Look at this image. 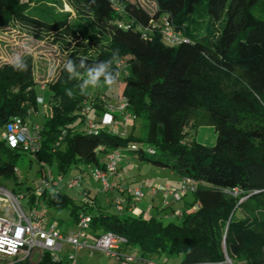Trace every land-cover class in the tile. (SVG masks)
Segmentation results:
<instances>
[{"label": "trees", "instance_id": "1", "mask_svg": "<svg viewBox=\"0 0 264 264\" xmlns=\"http://www.w3.org/2000/svg\"><path fill=\"white\" fill-rule=\"evenodd\" d=\"M52 1L0 0V30H11L16 38L24 32L38 41L53 35L73 42L41 94L31 55L20 54L26 72L0 63V181L21 185L14 168L24 154L5 145V124L44 107L40 151L31 156L40 170L83 173L79 166L103 168L99 156L125 151L195 187L186 192L192 203L177 214L179 224L134 216L126 212L128 199L123 212L112 213L85 191L81 195L89 202L76 204L57 189L35 195L26 187L28 207L37 209L41 202L47 209H67L75 225L80 214L87 215L90 240L107 232L120 235L143 257L180 256V264H264V0ZM162 19L179 33L178 44L162 39ZM116 50V90L127 101L129 130L87 131V117L104 111V101L81 95L80 81L69 79L63 64L69 58L77 67L79 58L88 64L106 61ZM65 89L74 95L69 98ZM85 102L91 105L88 116L82 113ZM134 121H140L138 135ZM190 123L210 126L214 145L186 143ZM50 259L44 253L37 264L64 263Z\"/></svg>", "mask_w": 264, "mask_h": 264}, {"label": "built area", "instance_id": "2", "mask_svg": "<svg viewBox=\"0 0 264 264\" xmlns=\"http://www.w3.org/2000/svg\"><path fill=\"white\" fill-rule=\"evenodd\" d=\"M160 25L162 27V39L170 45L178 44L180 41L179 33L173 31L166 19H162ZM40 89H43V87ZM90 107L91 105L85 102L82 113L88 116L91 113ZM126 107L127 101L123 97H118L117 105L115 107L108 106L98 121L87 117L85 130L91 132L108 130L121 135L124 134L126 129L124 125L128 123V114L125 112ZM116 115L124 121L121 131L117 130L115 124L114 117ZM40 132L41 129L38 125L30 126L26 120L13 118L5 124L1 137L9 149L34 156L40 151ZM133 149L134 147H130V150ZM120 155L118 152L107 154L104 167L92 166L89 170V176L94 182L99 183L103 193L115 190L126 194L130 201L140 200L143 198L141 187H125L120 184L112 185L108 183L109 175L116 173V162L120 159ZM44 167L46 171L42 175L41 185L34 190L35 195H39L43 190L57 189L60 191L57 183L62 181L63 176L57 174V178L53 179L51 173L47 170L49 168ZM14 173L18 176L16 168H14ZM82 183L83 173L78 172L64 182V187L81 190ZM194 187L195 183L190 179H181L177 189L167 185H151L148 192L150 197L161 193L166 197H171L174 201H179L181 194L193 191ZM235 193L234 191V195ZM25 198L22 193H14L0 186V205H5L12 215V218L0 215V264H15L19 261L37 264L44 253L50 255L52 262H57L60 260L59 255L62 253L63 246L68 247L70 251L66 264H76L75 254L83 249L91 253H101L115 260L122 259L130 264H135L133 258L119 255L120 248L127 245V240L124 237L107 232L96 239L90 240L86 232L90 218L82 214L78 216L76 232L70 235H62L56 221L48 222L37 209L23 207L20 201ZM84 202H89V200L87 199ZM124 203L125 201L116 200L115 210L123 212ZM133 209V206L129 203L126 212L133 213ZM34 256L37 257V261H34ZM147 264L160 263L148 261Z\"/></svg>", "mask_w": 264, "mask_h": 264}, {"label": "rangeland", "instance_id": "3", "mask_svg": "<svg viewBox=\"0 0 264 264\" xmlns=\"http://www.w3.org/2000/svg\"><path fill=\"white\" fill-rule=\"evenodd\" d=\"M141 3L146 4L145 0H140ZM49 5H54L52 0H44ZM143 4V5H144ZM148 4L149 9H153L152 4ZM30 6H33L30 3ZM57 8V7H56ZM64 12H70V9L67 6L63 7ZM19 31V30H18ZM20 32V31H19ZM23 35L18 36L17 38L16 33H12L11 30H0V63L4 62H11L12 58L16 54L21 53H28L31 55L33 59V69H34V78L38 85V92L43 90H40L41 87L44 89V85L46 82L51 81L54 77H56L58 69L62 65L63 61L66 58V52L69 50V48L73 47V42L68 37H59V36H50L45 37L43 41H38L31 36H29L27 33L20 32ZM10 41V42H8ZM27 46V47H26ZM49 63H53L56 65L57 71L55 76L50 77L48 75V65ZM120 81V80H118ZM118 83L113 85L111 88L102 86L95 89L89 88L87 90V94L89 96V99L92 101H98L102 99L104 109L107 110L108 106L115 107L118 103V95L116 88ZM104 110V111H105ZM44 107L41 108L37 113L32 114L26 119V122L30 126H41L44 123ZM104 111L99 112L98 115H96L95 121H98L100 119L101 114L104 113ZM120 118V116L116 115L114 117ZM129 122V121H128ZM135 124V134H140V121H134ZM116 125L122 126L124 124V121L120 120L115 123ZM126 130H129V125H124ZM118 131L122 130V127H119L117 129ZM185 142L190 143L192 141L205 146V147H211L215 143V133L213 129L210 126H199V127H193V123H190L185 128ZM120 154H126L125 151L120 152ZM123 157V156H122ZM127 157V154L126 156ZM101 156H99V159ZM96 160V158H94ZM130 161V162H129ZM103 160H100V164H102ZM92 165H90L91 167ZM15 168L18 172V182L21 183L19 186H13L9 182H1L0 186L4 187L8 191H13L15 193H22L24 194V190L26 187H29L31 190H36L40 185L42 181V175L44 174L45 167H43L40 170L39 164L35 161V159L27 154H21L18 161L15 162ZM116 169L122 173V171L130 172L131 176L134 177V182L139 183L141 181H145L147 183V186L151 184H168V183H175L178 180V177L173 175L170 171L167 169H159L155 168L150 164H147L145 162L138 161L136 159H127V161H117L116 162ZM53 179L57 178V172L54 167H51L47 169ZM78 173V169L72 168L66 175L62 177V181L58 182V188L60 192L68 197H70L76 204H81L85 200H87L84 196L80 194L81 190L78 189H67L64 187V182L73 177L75 174ZM112 179H108V183H111ZM96 183V182H95ZM174 185H179L178 183ZM142 188L143 192V198L140 200L133 201L134 206L138 209H141L145 206V203L147 201V189L146 187L138 186ZM82 189V188H81ZM112 193V194H111ZM112 195L114 196V199L112 202H110ZM96 196L98 203L103 208H108L109 211L112 213H115L114 204L115 201H126L128 197L126 194L119 193L118 191H112L109 194L103 193L101 190V187L99 186L98 182L96 183V186L93 187L90 197ZM183 202H185V207L189 208L192 203V195L191 193H184L182 195ZM27 198L20 201V204L27 208ZM178 202H173L172 209L173 211L177 212L178 207L181 205L177 204ZM125 204V203H124ZM123 204V205H124ZM132 204V201H131ZM161 204L159 203L157 207H160ZM182 207V206H181ZM37 211L44 216L45 220L48 222L56 221L58 223L59 230L62 235L66 234H72L75 233L77 230V227L75 224L72 223V220L69 216V212L67 209L55 211L52 209H47L43 206V204L40 202ZM160 213V214H159ZM156 217L157 219H160L163 224H166L168 222L179 224L181 222L182 217H170L169 216V210L168 208H163L162 211H160ZM0 215L6 217V218H12V215L9 211V209L5 205H0ZM149 216L142 215V218H148ZM69 248L66 246H63L62 253L59 255L60 259L64 260L63 264H66L67 257L69 255ZM120 256L135 258L137 260H140L141 258L140 253L137 251L136 247H131L129 245H125L124 247H121L119 250ZM76 257V264H118L117 260L113 258H109L107 256H104L101 253H91L86 249L80 250L75 254ZM150 261L155 263H162L166 259L167 264H171L173 260H178L180 256H166V255H150L147 256ZM34 261H37V257L34 256ZM148 262V261H147ZM121 264H127L125 262H121Z\"/></svg>", "mask_w": 264, "mask_h": 264}, {"label": "clouds", "instance_id": "4", "mask_svg": "<svg viewBox=\"0 0 264 264\" xmlns=\"http://www.w3.org/2000/svg\"><path fill=\"white\" fill-rule=\"evenodd\" d=\"M92 2L94 3L95 0H92ZM113 64L117 65L116 69H113ZM118 65L119 53L118 50H116L113 52L111 59L106 61H98L88 64L85 58H79L78 67L77 62L69 58L63 64V70L68 73L69 79L80 81L78 84L80 94L86 95L89 88L95 89L102 86L111 88L115 85L120 77ZM11 67L14 71L18 72H26L28 70V64L25 58L19 54L13 56L11 60ZM47 71L50 77L55 76L57 71L56 65L49 63ZM65 94L69 98L74 95L72 89H65ZM38 102H42V98L38 97Z\"/></svg>", "mask_w": 264, "mask_h": 264}, {"label": "crops", "instance_id": "5", "mask_svg": "<svg viewBox=\"0 0 264 264\" xmlns=\"http://www.w3.org/2000/svg\"><path fill=\"white\" fill-rule=\"evenodd\" d=\"M120 121V120H119ZM119 127H121L120 125H117V129L119 128ZM126 154H127V157H124V156H126ZM126 154H121L120 155V159H119V161H127V159H133V157L130 155V154H128V153H126ZM123 156V157H122ZM100 160H103V162H102V165H104L105 164V162H106V160H105V157H101L100 159H99V163H100ZM130 162V161H129ZM81 169H84V172H83V183H82V189H81V191H85V193H88L89 195L91 194V191H92V189H93V187H95L96 186V183L90 178V176H89V170L92 168V167H90V166H86V167H83V166H79ZM79 173H80V171H79ZM134 177H132L131 176V174H130V172H126V171H122V173L120 172V171H118L117 169H116V173L115 174H111V175H109V177H108V179L110 180V179H112L111 180V183H112V185H116V184H120V185H123V186H125V187H138L139 185L140 186H142L143 185V187H146V189H147V201H146V203H145V206L144 207H142L141 209H138L137 207H135L134 205H133V213H131L132 215H134V216H139L140 215V213H142L141 215H146V216H157L158 215V213L160 212V211H162V209L163 208H168V210H169V216L170 217H174V216H176L177 217V214L179 213V212H182L183 210H185L186 209V207H185V202H183V198H182V196H181V200L180 201H177L178 203V205H181V206H179L178 207V211L177 212H175V211H173V209H172V204H173V202H176V201H174L171 197H169V196H164L163 194H161V193H158L157 195H155L153 198L152 197H150L149 196V192H148V186H147V183L145 182V181H141V182H139V183H135L134 182V179H133ZM176 184L178 183H180V179L178 178V180L175 182ZM174 183V184H175ZM99 184V183H98ZM173 183H168V184H164V185H167V186H169V187H171V188H173V189H177L178 187H179V185L177 186V185H174ZM151 185H156V184H151ZM151 185H149V187L151 186ZM157 185H161V184H157ZM100 186V185H99ZM110 193V192H109ZM109 193H107V194H109ZM80 194H81V192H80ZM112 194V193H111ZM95 198H96V202L98 203V201H97V197L95 196ZM112 199H114V196L112 195V197H111V200ZM128 201H129V199H128ZM161 204V206L160 207H157V205L158 204ZM99 204V203H98ZM132 204H134V202L132 201ZM130 205H131V203H130ZM99 206L100 207H102L100 204H99ZM103 208V207H102ZM104 209H107V210H109L108 208H104ZM160 214V213H159ZM159 216V215H158ZM73 234V233H72ZM64 235H66V234H64ZM70 235V234H69ZM134 259V263L135 264H147V261H150L149 260V258H147V257H143V256H141V258H139L140 260H137V259H135V258H133ZM121 262H125V263H127V264H130V263H128V262H126V261H124V260H122V259H120V260H117V263L118 264H121ZM167 261H166V259H165V261L164 262H162V263H160V264H167L166 263ZM159 263V262H158ZM171 264H180V258L178 259V260H173V262L171 263Z\"/></svg>", "mask_w": 264, "mask_h": 264}, {"label": "water", "instance_id": "6", "mask_svg": "<svg viewBox=\"0 0 264 264\" xmlns=\"http://www.w3.org/2000/svg\"><path fill=\"white\" fill-rule=\"evenodd\" d=\"M227 263L229 264V261Z\"/></svg>", "mask_w": 264, "mask_h": 264}]
</instances>
